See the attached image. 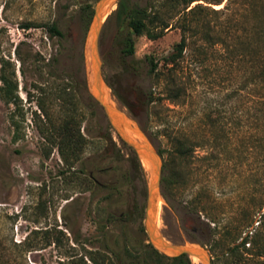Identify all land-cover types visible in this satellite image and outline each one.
Returning <instances> with one entry per match:
<instances>
[{
	"label": "rangeland",
	"instance_id": "rangeland-1",
	"mask_svg": "<svg viewBox=\"0 0 264 264\" xmlns=\"http://www.w3.org/2000/svg\"><path fill=\"white\" fill-rule=\"evenodd\" d=\"M97 2L0 0L1 49L16 64L23 113L22 138L13 142L15 107L0 101V264L175 263L149 242V170L87 86L85 48ZM118 2L99 35L103 75L113 103L164 151L163 177L173 182L161 184L157 227L173 243L207 247L213 264H228L225 226L241 219L249 175H262V166L247 164L243 154L250 134H264L257 21L242 15L245 3L226 9L228 0H196L192 13L181 1L125 0L157 15V31L169 25L157 39L135 37L129 20L119 21ZM27 21L38 27L20 28ZM53 22L63 37L51 36L45 25ZM130 35L134 55L122 51ZM183 35L184 56L167 63ZM66 121L82 142L69 161L59 148ZM178 140L186 144L184 158L173 155ZM203 205L213 207L218 225Z\"/></svg>",
	"mask_w": 264,
	"mask_h": 264
},
{
	"label": "trees",
	"instance_id": "trees-1",
	"mask_svg": "<svg viewBox=\"0 0 264 264\" xmlns=\"http://www.w3.org/2000/svg\"><path fill=\"white\" fill-rule=\"evenodd\" d=\"M172 2H182L185 4L184 11L185 12H195L199 8L200 5L191 6L193 2L196 0H171ZM246 4L248 7L245 13L242 15L245 18H252L257 21V34L260 38L259 42V50L261 55V63L262 69L260 75L262 79H264V0H228L226 9H230L233 5ZM245 6V7H246ZM246 7V8H247ZM188 10V11H187ZM218 12V11H215ZM117 14L120 23L129 20V25L131 27L132 32L135 37H139L142 35L148 36L150 39H157L163 36V32L169 28L167 23H164L159 31L156 28H159L157 25L158 16L151 14L147 9L139 7V6H129L125 3V0H120L118 2ZM233 17L229 18L232 24ZM250 18V19H251ZM20 28L29 30L32 28L38 27L33 22H21L19 24ZM48 28L51 36H59L63 37V32L58 27L56 22L45 25ZM184 30H187L186 28ZM3 31V27H0V34ZM135 37L130 35L126 39L125 47L122 49L123 53L126 55H134L136 49ZM188 46V41L185 35H183L173 48L172 54H170L165 60L167 63H176L179 59L184 56L185 50ZM16 47V52H17ZM21 60V58H20ZM157 68V63L152 62V71L154 72ZM179 94H176L174 97H170L175 100ZM0 101L14 105V110L10 116L11 127L13 129V142H17L20 138H22V120H20L17 116L22 115V102L18 93V80H17V69L16 64L12 60L10 55H5L2 53L1 43H0ZM42 110L45 115L49 113L41 105ZM260 126L264 130V115L261 118ZM79 135L80 128H78ZM62 137L63 144L59 145L60 152L66 161H69L71 158L75 157L80 145L82 142L80 140H76V134L72 131L70 126V121H66V123L62 127ZM173 155L176 158H184L188 155V151L186 149V144L181 140H178L173 149ZM160 154L163 155L164 151H159ZM244 161L247 164H252L257 162L260 166H262V175L258 173H252L248 177V182L245 187V191L243 194V202L244 205L242 207L241 219L238 224L233 225L232 222L229 223V226L226 225V237L228 240L232 239L229 243L224 257L227 259L228 264H264V134L257 135L250 134L247 138L245 149H244ZM0 158L4 160L2 156V149L0 147ZM215 158V157H213ZM259 159H262L261 161ZM256 160V161H255ZM237 162L234 163V169L237 168ZM167 168V164L164 163V169ZM169 176L164 175L162 178V184L164 187L171 184ZM205 194V193H204ZM201 196V195H200ZM202 197V196H201ZM199 197V200L201 199ZM211 198V197H210ZM215 201V199H212ZM201 203V201H199ZM198 202V203H199ZM215 206V205H214ZM203 211H205L207 218L214 222L215 225L219 223V217L216 212H213L212 208L202 206ZM259 216V217H258ZM238 233L239 236L234 237V235ZM241 240L239 241V239ZM219 241H215L214 244L210 246L211 250L215 249ZM29 244V243H28ZM155 253L165 256L161 254L156 248L153 247ZM168 257V256H167ZM175 261L174 264H190L189 257L187 255L168 257ZM95 260V259H94Z\"/></svg>",
	"mask_w": 264,
	"mask_h": 264
},
{
	"label": "water",
	"instance_id": "water-1",
	"mask_svg": "<svg viewBox=\"0 0 264 264\" xmlns=\"http://www.w3.org/2000/svg\"><path fill=\"white\" fill-rule=\"evenodd\" d=\"M117 2L118 0H98L94 9L89 39L85 48V71L89 92L102 108L118 138L131 147L138 158L149 167L150 181L147 188L145 211V226L149 242L166 255L198 257L203 264H213V257L207 247L197 243H173L167 240L157 227L156 219L163 178V158L140 125L113 103L103 75L99 35L104 17Z\"/></svg>",
	"mask_w": 264,
	"mask_h": 264
},
{
	"label": "bare ground",
	"instance_id": "bare-ground-1",
	"mask_svg": "<svg viewBox=\"0 0 264 264\" xmlns=\"http://www.w3.org/2000/svg\"><path fill=\"white\" fill-rule=\"evenodd\" d=\"M143 164H144V166L148 169L149 167H148V165L145 163V162H143ZM146 171H148V170H146ZM158 207H159V203H158ZM157 220V219H156ZM194 259V261L196 262V260H198V257H193ZM200 262V261H199Z\"/></svg>",
	"mask_w": 264,
	"mask_h": 264
}]
</instances>
